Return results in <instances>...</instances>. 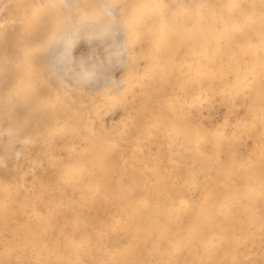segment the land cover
Returning a JSON list of instances; mask_svg holds the SVG:
<instances>
[{"label": "rangeland", "instance_id": "rangeland-1", "mask_svg": "<svg viewBox=\"0 0 264 264\" xmlns=\"http://www.w3.org/2000/svg\"><path fill=\"white\" fill-rule=\"evenodd\" d=\"M31 1L22 0L19 10L0 5V26L9 33L0 48L9 58L20 52L12 40L26 23L15 15ZM44 3V29L58 35L15 68L34 84L14 98L26 101L35 90L36 101L28 100L31 111L18 129L9 130L0 110V264H264V0ZM111 14L114 27L106 28ZM35 37L42 34L29 41ZM216 45L233 51L228 70L234 61L241 65L226 92L211 77L221 74ZM191 48L208 57L197 56L204 67L195 78L186 74ZM253 67L258 84L243 79ZM34 68L41 73L31 76ZM48 97L51 107L42 102ZM117 180L133 188L124 207ZM150 188L158 204L144 198ZM181 194L187 202H174ZM152 210L161 212L159 230H188L185 237L197 230L190 249L182 247L175 259L171 244L161 254L153 250L143 217Z\"/></svg>", "mask_w": 264, "mask_h": 264}, {"label": "bare ground", "instance_id": "bare-ground-1", "mask_svg": "<svg viewBox=\"0 0 264 264\" xmlns=\"http://www.w3.org/2000/svg\"><path fill=\"white\" fill-rule=\"evenodd\" d=\"M8 1V2H7ZM47 1H51V0H32L30 3H29V5L27 6V4H25L26 6H27V8H26V10L25 11H23V12H15L16 13V15H15V18H18V17H24V18H26V23H25V25H24V28H23V30L20 32V36H21V38H18V37H14V39L12 40L14 43L12 44L13 45V48H14V51H17V50H19L20 52H17V54H15V53H13V55H12V57L11 58H9V57H7V52H3L4 50V48L2 49V48H0V110H1V107H4V110L6 111V115H7V119H8V122H9V130H12V129H18L17 127L22 123L21 121L26 117V113H27V111H26V109H29L30 111H31V108L32 107H30L29 108V104H28V100H34V102L36 101V99H35V90L34 91H32L31 93H29L27 96H25V97H23V98H25L26 99V101H16V99L14 98V97H17V96H20V92H23L24 90H26V89H31L32 87H33V84H32V82L30 83V81L28 82V81H25V78H24V76H23V74H20L15 68H17L18 66H21V64H23L24 65V63H31L32 62V60H31V57H32V55H34L33 54V51H35L36 49H40V48H42V47H44L45 45H47V44H49L55 37H57V35H58V33H57V31L56 30H53L52 29V31L50 30L49 31V27H47L46 29H44L45 28V26L47 25V24H44L43 23V19L42 18H44V15H45V13L47 12L46 10H45V8H44V2H47ZM72 1H74V0H72ZM97 1V0H96ZM116 1V0H115ZM155 1V0H154ZM200 1V0H199ZM19 2V4L17 5V3ZM60 2V1H59ZM209 2V1H208ZM230 2H236V0H230ZM2 3H4L5 5L7 4V3H9V4H15L16 6H17V8H18V10L20 9L19 7L23 4V2H22V0H21V2H20V0H0V5L2 4ZM164 3V2H163ZM162 3V4H163ZM213 3V2H212ZM216 3V2H215ZM62 4V3H61ZM254 4V3H253ZM259 4V3H258ZM8 5V4H7ZM63 5V4H62ZM74 5L75 6H73V8L74 9H76V11L77 10H79L80 8H81V6H82V4H80L79 3V1H75L74 2ZM119 5V4H118ZM161 5V4H160ZM96 6V5H95ZM214 6V5H213ZM260 6V5H259ZM149 7H150V5H149ZM248 7V6H247ZM256 7V6H255ZM16 8V9H17ZM69 8V7H68ZM262 8V7H261ZM92 9V8H91ZM251 9V8H250ZM256 9H259V8H257L256 7ZM62 10V9H61ZM81 10V9H80ZM200 10V9H199ZM249 10V9H248ZM255 10V9H254ZM263 11H264V9H262ZM59 11V10H58ZM73 11V10H72ZM179 11V10H178ZM245 11V10H244ZM74 12V11H73ZM125 12H127V11H125ZM247 12H250V10L249 11H247ZM256 12V11H255ZM61 13V12H60ZM74 13H76V12H74ZM78 13V12H77ZM89 13V12H88ZM227 13V12H226ZM229 13V12H228ZM234 13V12H233ZM232 13V14H233ZM251 13V12H250ZM261 12L259 11V14H260ZM263 13V12H262ZM81 14V13H80ZM83 14V13H82ZM92 13H90V15H91ZM114 14V13H113ZM125 14V13H124ZM131 14V13H130ZM230 14V13H229ZM239 14V13H238ZM257 14H258V11H257ZM53 15V14H52ZM57 15H59L58 13H57ZM227 14H225V16H226ZM231 15V14H230ZM248 15V14H247ZM250 15V14H249ZM46 16V15H45ZM56 16V15H55ZM110 16V20H111V22H109V23H107L105 26H106V28H112V27H114V22H112L114 19H115V16H116V14H115V16L114 15H109ZM224 16V15H223ZM239 16H240V14H239ZM244 16V15H243ZM262 16V15H261ZM264 16V15H263ZM47 17V16H46ZM82 17V16H81ZM80 17V18H81ZM124 17V16H123ZM127 17V16H126ZM131 17H133V16H131ZM137 17H139L138 16V14H137ZM229 17L230 16H227L226 18L227 19H229ZM255 17L256 18H253L254 20L255 19H257V18H262V17H258V15H255ZM99 18V17H98ZM136 18V17H135ZM225 18V19H226ZM230 18H232V16L230 17ZM233 18H236V17H233ZM242 18V17H241ZM66 19V18H65ZM124 19V18H123ZM130 19H132V18H130ZM147 19V18H146ZM222 19V18H221ZM247 19H248V16H247ZM133 20V19H132ZM233 20V19H232ZM145 21V20H144ZM225 21V20H224ZM229 21H231V19L229 20ZM237 21V20H236ZM235 21V22H236ZM248 21V20H247ZM249 21H251V22H253V20L251 19H249ZM259 21V20H258ZM257 21V22H258ZM133 22H134V20H133ZM145 22H147V20L145 21ZM149 22H151V21H149ZM164 20H162V16H161V21H160V24L162 25V26H164ZM220 22V21H219ZM148 23V22H147ZM229 23V22H228ZM249 23V22H248ZM258 23H260L261 24V21L260 22H258ZM257 23V24H258ZM149 24V23H148ZM147 24V25H148ZM224 24H225V22H224ZM229 24H231V23H229ZM253 24V23H252ZM257 24H256V26H257ZM249 26L251 25V24H248ZM254 26H255V24H253ZM224 26V25H223ZM225 26H227V25H225ZM231 26H233V25H231ZM260 26V25H259ZM258 26V27H259ZM79 27V26H78ZM221 27V26H220ZM228 27V26H227ZM226 27V28H227ZM225 28V29H226ZM11 29H13V28H11ZM15 31V30H14ZM36 31H38V32H40L41 34H42V37L40 38V39H38L37 37L39 36H37V37H35V38H37V41H35V39L33 40V41H29L30 40V38H32V37H34L35 36V32ZM9 34L8 33V30H7V28L3 25V27L2 26H0V38L3 36V35H5V34ZM23 33V34H22ZM122 34V33H121ZM19 36V37H20ZM127 36V35H126ZM119 37V36H118ZM133 37V36H132ZM25 38H27V39H25ZM176 38V37H175ZM175 40V39H174ZM217 40V39H216ZM135 41H137V40H135ZM217 41H219V40H217ZM110 42V41H109ZM130 43H133V40H130ZM6 44V43H5ZM216 44H218V43H216ZM106 45V44H105ZM192 45V44H191ZM191 45H189V46H191ZM200 46H201V44H199ZM199 45L197 46V47H199ZM235 45V44H234ZM236 45H237V43H236ZM248 45V44H247ZM138 46V45H137ZM194 46V45H193ZM226 45H224L223 47L224 48H220L219 46V48L220 49H217V45H216V52H215V55L214 54H212V51L211 50H213V49H211L210 50V53L213 55V56H215L216 57V59L217 60H220V64H217V66L220 68V72H221V74H219L218 76L215 74V75H213V76H211L212 78H213V80L214 81H217L216 83H218V85L221 87V88H224V89H222V90H225V92H226V89L228 90L230 87V81H232L235 77H233L235 74H236V76H237V72L241 69V65L237 62V61H234V62H232L233 64L235 63V65L236 66H233L234 68H232V69H230V70H228L227 69V66H228V64H230V63H228V61L226 60L227 58H229L230 57V55H231V49H230V47H229V49L227 48V47H225ZM229 46V45H228ZM239 46V45H238ZM237 46V47H238ZM244 46V45H243ZM125 48H128L127 46H125ZM244 48V47H243ZM241 49V48H240ZM245 49V48H244ZM243 49V50H244ZM62 50L63 51H66V47L63 45V47H62ZM191 50H192V48H191ZM195 49H193L192 51H194ZM180 51V50H179ZM191 51V52H192ZM203 51H205V52H207V50H203ZM214 51V50H213ZM245 51V50H244ZM243 51V52H244ZM248 51V50H247ZM247 51H245V52H247ZM199 52H202V50L201 51H197V50H195L192 54H191V60L189 61L190 62V64H187V65H189L188 67H187V69H186V74L188 75V76H190V73L191 72H193V78H195V76H198L199 75V72L197 71V68H198V65L200 66L201 64H199V60L197 59V56H200L199 54H202L201 56H204L205 57V61L206 62H208V57L207 56H205L204 55V53L205 52H203V53H199ZM12 53V52H11ZM178 53V52H177ZM198 53V54H197ZM209 53V54H210ZM214 53V52H213ZM257 53V52H256ZM210 54V55H211ZM232 54H233V51H232ZM16 56L15 57V59H14V57L13 56ZM210 55H208L209 57H210ZM234 55H235V53H234ZM252 55V54H251ZM10 56V55H9ZM187 56H189L190 57V55L188 54ZM186 56V57H187ZM200 56V57H201ZM257 57V56H256ZM203 58V57H202ZM264 58V57H263ZM204 59V58H203ZM210 59V58H209ZM231 58H229V60H230ZM232 59H233V57H232ZM254 59V58H253ZM257 59V58H256ZM258 59H259V57H258ZM134 60V59H133ZM234 60V59H233ZM141 61V60H140ZM159 61V60H158ZM227 61V62H226ZM232 61V60H231ZM138 62V61H137ZM188 62V63H189ZM146 63V62H145ZM244 63V62H243ZM243 63H242V65H243ZM26 64V65H27ZM207 64V63H206ZM205 64V65H206ZM232 64V65H233ZM31 65V64H30ZM186 65V66H187ZM203 65V66H202ZM201 66L202 67H204V64H202ZM231 65V66H232ZM245 65V64H244ZM244 65H243V68H244ZM139 66V65H138ZM141 66V65H140ZM180 66V65H179ZM178 66V67H179ZM230 66V65H229ZM38 67V66H37ZM36 67V68H37ZM202 67H200V68H198L199 69V71H200V69L202 68ZM225 67V68H224ZM12 68H13V70H12ZM206 68V67H205ZM28 69V68H27ZM180 69H182V68H180ZM247 68H245V70H246ZM30 70V69H29ZM37 70V69H36ZM35 70V68L33 69V71L31 72V76H33L34 75V73L36 72L37 73V71H39V70H37L36 71ZM170 70V69H169ZM175 70H176V68H175ZM236 70H238L237 72H236ZM13 71V75H14V77H17L16 79H13V80H11V78H9V75H10V73ZM137 71V70H136ZM142 71H144V70H142ZM166 71H167V69H166ZM171 71V70H170ZM243 71H244V69H243ZM262 71V70H261ZM40 72V71H39ZM167 72H169V71H167ZM197 72H198V74H197ZM201 72V71H200ZM264 71H262V73H263ZM41 73V72H40ZM164 74H165V72H164ZM243 74V73H242ZM36 75V74H35ZM39 75V74H38ZM166 75V74H165ZM184 75V74H183ZM192 75L190 76V77H192ZM230 75H231V77H230ZM264 75V74H263ZM45 76V75H44ZM182 76V75H181ZM247 76H251L252 77V81L254 80V84L255 83H257L258 84V82H259V76H260V71H258L257 69H254V67L252 68V69H249V70H247L245 73H244V76H243V79H244V77H245V80H246V78H247ZM190 77H187V78H190ZM230 77V78H229ZM232 77H233V79H232ZM242 77V76H241ZM238 79H239V77H237ZM237 78H236V80H237ZM29 79V78H28ZM41 79V78H40ZM144 79V78H143ZM163 79V78H162ZM31 80V79H30ZM241 80V79H240ZM240 80H237V82L236 83H238V81H240ZM187 81H189V79L187 80ZM186 81V83H185V81H184V84L182 85V86H179V87H182V89H183V86L185 87V84H188V82ZM190 81H191V79H190ZM196 81V80H195ZM200 81V80H199ZM244 81V80H243ZM133 82V81H132ZM194 82V81H193ZM248 82V81H247ZM249 82H251V81H249ZM21 83H22V85H21ZM175 83V82H174ZM211 83V82H210ZM260 83V82H259ZM116 84V83H115ZM242 84V83H241ZM233 85H235V84H233ZM237 85V84H236ZM239 85H240V82H239ZM49 86V85H48ZM47 86V87H48ZM136 86V85H135ZM151 86V85H150ZM44 87H46V86H44ZM118 87V86H117ZM174 87V86H173ZM242 87V86H241ZM50 88V87H49ZM226 88V89H225ZM209 89H210V87H209ZM212 89V88H211ZM197 90V89H196ZM207 89H205V91H206ZM54 91V90H53ZM183 91V90H182ZM12 92L14 93L13 94V96H12ZM168 92H170V91H168ZM183 92H185V91H183ZM183 92H182V94H183ZM229 92V91H228ZM64 93V92H63ZM239 93V92H238ZM237 93V94H238ZM118 94V93H117ZM171 94V93H170ZM184 94H186V93H184ZM206 94V93H205ZM222 94V93H221ZM236 94V95H237ZM242 94H244V93H242ZM223 95V94H222ZM183 96V95H182ZM181 96V97H182ZM185 96V95H184ZM187 96V95H186ZM185 96V97H186ZM190 96V95H189ZM197 96H199V94L197 95ZM179 97V96H178ZM200 97V96H199ZM176 98H177V96H176ZM186 98H188V97H186ZM198 98V97H197ZM169 99V98H168ZM191 99V98H190ZM195 99V98H194ZM65 100V99H64ZM70 100V99H69ZM177 100V99H176ZM193 100V99H192ZM58 101L60 102L61 101V99H58ZM182 101V100H181ZM184 101H186V100H184ZM37 102L39 103V100L37 99ZM42 102L43 103H45V104H47V105H49V104H51L52 102H51V100H50V97H48V98H46V99H44L43 98V100H42ZM51 102V103H50ZM192 102V104L193 103H197V100L195 99V101H191ZM185 103V102H184ZM31 104V103H30ZM32 104H33V102H32ZM42 104V103H41ZM114 104V103H113ZM60 106V105H59ZM49 107H51L50 105H49ZM126 107V106H125ZM134 107H135V105H134ZM181 108H182V105L180 106ZM260 109H261V106H260ZM127 110V109H126ZM72 112H73V110H72ZM33 113V112H32ZM98 114V113H97ZM44 115V114H43ZM132 115V114H131ZM42 116V115H41ZM264 116V115H263ZM51 117H52V115H51ZM131 117V116H130ZM123 118V117H122ZM26 119V118H25ZM51 119V118H50ZM104 119V118H103ZM82 120V119H81ZM112 120V119H111ZM239 120V119H238ZM79 121V120H78ZM113 121V120H112ZM36 127V126H35ZM59 128V127H58ZM69 128V127H68ZM61 129V128H60ZM236 129V128H235ZM8 130V131H9ZM20 130V129H19ZM25 131V130H24ZM189 131H190V129H188V128H184L183 129V135H184V138H187L188 137V133H189ZM35 132V131H34ZM51 132V131H50ZM245 132V131H244ZM45 133V132H44ZM97 133V132H96ZM64 135V134H63ZM40 136V135H39ZM70 137V136H69ZM93 137V136H92ZM40 138V137H39ZM39 138H37V139H39ZM72 138V137H71ZM42 139V138H41ZM30 140H28V138L25 140V142H29ZM39 141H40V139H39ZM68 143V142H67ZM86 143V142H85ZM197 143V142H196ZM27 144V143H26ZM83 146V145H82ZM29 149V148H28ZM261 151V150H260ZM256 157V156H255ZM250 162H251V164L253 163V162H255V160H254V156H253V158L252 159H250ZM104 171L105 170H98V174L100 173L101 174V178L103 179V177H102V175L104 174ZM254 171H252V172H249V173H253ZM12 176V175H11ZM230 176V175H229ZM189 177V176H188ZM190 177H193V174H190ZM230 178L232 179V175L230 176ZM237 178V177H236ZM101 179V180H102ZM253 179V176H252V174H249L248 175V179H247V185H248V183L249 182H251L252 183V180ZM101 180H99L100 181V183H98L97 182V185L98 186H101V183L103 182V180L101 181ZM233 181V180H232ZM78 188V187H77ZM76 189V188H75ZM114 189H115V192H117V194H119V197H117V203H118V206L120 207H124V206H126V205H129L130 204V200H131V195L133 194V188L130 186V185H127V184H124L123 182H121V181H119V180H117L116 181V183H115V186H114ZM227 194H230V192H228ZM239 197V196H238ZM144 198H149V199H151V200H153V203H155V204H158V198H157V190L156 189H154V188H150V191H148L147 193H144ZM209 198H210V203H209V205H208V208H209V210H213L214 209V206H213V201H212V197L211 196H209ZM212 201V202H211ZM229 203H232V202H234L235 201V198H233V199H229V200H227ZM232 201V202H231ZM174 202H176V203H178V204H183V203H185V202H187V199H186V197H185V195L184 194H181L178 198H176L175 199V201ZM164 205V204H163ZM229 206H227L226 207V211H229V210H227V209H229L228 208ZM161 212H160V210H158L156 213H154V210H152L149 214H146V213H144L143 214V217L146 219L145 221L147 222V224L149 225V228L146 230V234H147V237H148V241L151 243V245H152V248H153V250L154 251H156V252H158V253H162L163 252V248H165L166 246H167V244L169 245V244H171V245H169V246H171L173 249H172V254H171V256H172V258H174L175 259V257H177V253L178 252H180V250L182 249V247H185L186 249H190V247H191V241L192 240H195V239H197V230L196 229H194V231L193 230H191L192 231V234L190 235V236H186L185 237V235H189V231L187 230V232H188V234H186V233H184V235H180V234H176V233H170V232H167L165 229H163V230H159V228H161V226H158V224H156V217H158L159 215L161 216V214H160ZM216 212H213L211 215L213 216L214 214H215ZM8 214V213H7ZM210 215V216H211ZM167 221V220H166ZM168 222L170 223V226H172L173 228H174V225H175V220L173 219V218H170L169 220H168ZM197 223V222H196ZM197 224H195V226H196ZM150 226H151V228H150ZM179 233V232H178ZM215 234H219L218 232L216 233L215 232ZM185 243V244H184ZM222 244V241H219L217 244H216V246L218 245V246H220ZM177 263V260L176 261H174V263ZM174 263H172V262H169V264H174ZM161 264H163V262L161 263Z\"/></svg>", "mask_w": 264, "mask_h": 264}]
</instances>
